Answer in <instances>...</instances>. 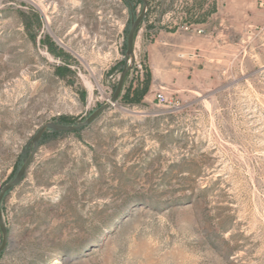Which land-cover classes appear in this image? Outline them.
<instances>
[{
  "label": "rangeland",
  "instance_id": "374dc122",
  "mask_svg": "<svg viewBox=\"0 0 264 264\" xmlns=\"http://www.w3.org/2000/svg\"><path fill=\"white\" fill-rule=\"evenodd\" d=\"M148 1L117 102L6 192L0 264H264V0ZM142 8L0 0V192L111 99ZM161 29L205 39L191 83L152 84Z\"/></svg>",
  "mask_w": 264,
  "mask_h": 264
},
{
  "label": "crops",
  "instance_id": "0c3cea01",
  "mask_svg": "<svg viewBox=\"0 0 264 264\" xmlns=\"http://www.w3.org/2000/svg\"><path fill=\"white\" fill-rule=\"evenodd\" d=\"M204 41L194 32L158 31L147 46L152 84L168 88L169 84L191 83L185 78L203 73L200 65L205 56L198 49Z\"/></svg>",
  "mask_w": 264,
  "mask_h": 264
},
{
  "label": "water",
  "instance_id": "95a60500",
  "mask_svg": "<svg viewBox=\"0 0 264 264\" xmlns=\"http://www.w3.org/2000/svg\"><path fill=\"white\" fill-rule=\"evenodd\" d=\"M141 1H142L143 8H142V11L140 12V14L131 23V26H130V29H129V32L127 35V60L125 62V66L122 70V73L120 75L117 87H116L114 94L111 97V99L109 101H107L106 103L102 104L97 110L92 112L86 118V120H84L78 124L67 125V124H62V123H58V122H47V123L43 124L39 128L36 135L33 137L32 148L30 149L29 155L27 158H25L23 160V163H22L21 167L19 168L16 176L14 177L13 180L6 183L2 187L1 192H0V228L3 232V242H2V245L0 246V252L5 248L6 243H7V237H8V229H7L6 224L4 222L3 212H2L3 198H4L7 191H9L12 188H14L15 186H17L22 181V179L24 178L26 171L29 168V166L33 160L34 154L39 147L40 139H41L43 133L47 129H51V130H54L57 132H62V131H74V130H77L80 128L88 127L89 125L94 123L107 109H109L111 105H114L117 102V100L121 94V91L123 89L126 76L129 72V70L132 68V65L136 61V51H135V44H134L135 43V36H136V32H137L140 24L142 23L145 15L148 11L149 1L148 0H141Z\"/></svg>",
  "mask_w": 264,
  "mask_h": 264
},
{
  "label": "built area",
  "instance_id": "2783aa9c",
  "mask_svg": "<svg viewBox=\"0 0 264 264\" xmlns=\"http://www.w3.org/2000/svg\"><path fill=\"white\" fill-rule=\"evenodd\" d=\"M199 32H201V30H199ZM136 58H137V56H136ZM155 100L160 105H165L169 101V98H168V96L164 92L160 91V92H157L156 93Z\"/></svg>",
  "mask_w": 264,
  "mask_h": 264
},
{
  "label": "trees",
  "instance_id": "16d2710c",
  "mask_svg": "<svg viewBox=\"0 0 264 264\" xmlns=\"http://www.w3.org/2000/svg\"><path fill=\"white\" fill-rule=\"evenodd\" d=\"M58 73H59L60 75H63V73H62V72H59V71H58ZM123 98H124V99H126L127 97H126V96H124ZM52 131H54V130H52ZM54 133H55V134H61L62 132H57V131H54ZM19 163H20V165L22 164V159H20V160H19Z\"/></svg>",
  "mask_w": 264,
  "mask_h": 264
}]
</instances>
